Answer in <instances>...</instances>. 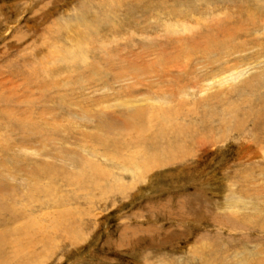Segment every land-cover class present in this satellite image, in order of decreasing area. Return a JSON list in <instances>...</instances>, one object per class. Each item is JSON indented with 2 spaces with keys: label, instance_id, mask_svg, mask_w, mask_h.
<instances>
[{
  "label": "rangeland",
  "instance_id": "1",
  "mask_svg": "<svg viewBox=\"0 0 264 264\" xmlns=\"http://www.w3.org/2000/svg\"><path fill=\"white\" fill-rule=\"evenodd\" d=\"M263 153L264 0H0V234L43 220L36 264H264Z\"/></svg>",
  "mask_w": 264,
  "mask_h": 264
},
{
  "label": "bare ground",
  "instance_id": "2",
  "mask_svg": "<svg viewBox=\"0 0 264 264\" xmlns=\"http://www.w3.org/2000/svg\"><path fill=\"white\" fill-rule=\"evenodd\" d=\"M177 31H183V32L186 31L189 33L192 30H189V27H186V25H184V26H179L175 30V32ZM243 74H244L243 72L238 71V72L231 74L229 78L231 80H235L241 77ZM213 82H216V81H213ZM221 83H224V81H222ZM213 84L214 83L209 82L208 87L212 88L211 86H214ZM198 88H201V87H198ZM231 116L233 118L235 117L233 114H231ZM231 120H233L232 122L234 123V120L236 121V118L231 119ZM263 156H264V153H263ZM56 219L57 217L51 220V225L49 224L48 226H46L47 228L45 230L46 232H49L51 230L57 231L59 228H61L60 225L54 224ZM42 221L43 220H41V223ZM41 223H40V226H38L37 223L35 224L34 222L24 223L21 226V230H17V232L15 233V238L13 239L12 238L8 239L6 237L7 234L5 233L0 234V264H10L11 261L17 260V259H19V261L22 264H36L37 259L39 258V256L41 257V254H42L41 252L35 250L36 245L39 244V241H41L40 243L44 241L42 238L40 239L39 236L36 235L37 234L36 228L38 230H44L41 227ZM21 231H23L22 235L20 234ZM56 234L57 232L53 233V235H56Z\"/></svg>",
  "mask_w": 264,
  "mask_h": 264
}]
</instances>
